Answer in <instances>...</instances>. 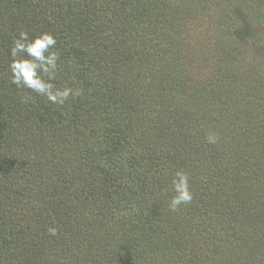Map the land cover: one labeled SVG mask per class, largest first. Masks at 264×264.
<instances>
[{"label": "trees", "instance_id": "obj_1", "mask_svg": "<svg viewBox=\"0 0 264 264\" xmlns=\"http://www.w3.org/2000/svg\"><path fill=\"white\" fill-rule=\"evenodd\" d=\"M205 20L202 78L181 42ZM241 27L227 0H0V264H264V62L239 65ZM20 30L56 37L81 97L20 102ZM177 169L194 199L173 213Z\"/></svg>", "mask_w": 264, "mask_h": 264}, {"label": "clouds", "instance_id": "obj_2", "mask_svg": "<svg viewBox=\"0 0 264 264\" xmlns=\"http://www.w3.org/2000/svg\"><path fill=\"white\" fill-rule=\"evenodd\" d=\"M56 45V37L49 32L30 36L28 32L20 30L12 38L9 47V83L23 93L19 97L21 103H34L32 94H35L62 107L70 99L75 100L84 94L83 88L74 80L72 84L57 83L62 66L61 54ZM219 139L214 131L205 133V141L209 145L217 144ZM160 191L162 195H167V206L173 213L191 204L194 199L191 178L181 169L172 172L170 185ZM47 232L52 237L57 236L54 227H49Z\"/></svg>", "mask_w": 264, "mask_h": 264}, {"label": "rangeland", "instance_id": "obj_3", "mask_svg": "<svg viewBox=\"0 0 264 264\" xmlns=\"http://www.w3.org/2000/svg\"><path fill=\"white\" fill-rule=\"evenodd\" d=\"M227 2L232 14L241 22L244 39L251 45V51L239 60V65L247 67L261 60L264 62V21L260 16L250 12L240 0H227ZM214 32L215 29L209 23L206 24V20L204 24L196 25L195 22H188L184 26L185 40L181 43L184 44L183 50L187 55V61L191 60L193 71L199 74L196 77L206 78L212 73ZM260 65L263 68L260 71L264 74V64ZM188 68L190 69L189 65ZM190 72L193 73L191 70Z\"/></svg>", "mask_w": 264, "mask_h": 264}]
</instances>
